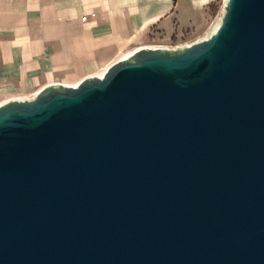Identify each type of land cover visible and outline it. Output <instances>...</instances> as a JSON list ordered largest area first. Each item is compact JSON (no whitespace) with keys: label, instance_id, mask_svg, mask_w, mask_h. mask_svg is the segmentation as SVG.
Here are the masks:
<instances>
[{"label":"water","instance_id":"water-1","mask_svg":"<svg viewBox=\"0 0 264 264\" xmlns=\"http://www.w3.org/2000/svg\"><path fill=\"white\" fill-rule=\"evenodd\" d=\"M0 264H264V0L1 104Z\"/></svg>","mask_w":264,"mask_h":264},{"label":"crops","instance_id":"crops-1","mask_svg":"<svg viewBox=\"0 0 264 264\" xmlns=\"http://www.w3.org/2000/svg\"><path fill=\"white\" fill-rule=\"evenodd\" d=\"M214 2L0 0V104L78 83L140 47L174 48L173 35L203 24Z\"/></svg>","mask_w":264,"mask_h":264},{"label":"rangeland","instance_id":"rangeland-1","mask_svg":"<svg viewBox=\"0 0 264 264\" xmlns=\"http://www.w3.org/2000/svg\"><path fill=\"white\" fill-rule=\"evenodd\" d=\"M225 0H215L209 11H206V17L203 24L196 26L192 25L182 31H178L170 40V44L177 47L188 45L193 42L205 39L212 31L214 23L220 17L222 6ZM202 11V9L200 8ZM75 82L72 83L75 84Z\"/></svg>","mask_w":264,"mask_h":264},{"label":"bare ground","instance_id":"bare-ground-1","mask_svg":"<svg viewBox=\"0 0 264 264\" xmlns=\"http://www.w3.org/2000/svg\"><path fill=\"white\" fill-rule=\"evenodd\" d=\"M218 22H219V18H218L217 21L214 23L213 30L216 28ZM131 52H132V51L123 54V55L120 56L117 60H119V59H121V58H124V57L128 56ZM117 60H115V61H117ZM115 61H114V62H115ZM114 62H112V63H114ZM112 63H111V64H112ZM111 64H109V65L107 66V68H108ZM107 68H106V69H107ZM106 69H105L103 72H101L100 74H94V75H91V76H102L103 73L106 71ZM87 77H88V76H87ZM85 78H86V77H85ZM79 82H80V81H79ZM76 84H78V83H76ZM76 84H74V85H72V86H75ZM4 103H5V102H4ZM1 104H3V103H1ZM1 104H0V105H1Z\"/></svg>","mask_w":264,"mask_h":264},{"label":"built area","instance_id":"built-area-1","mask_svg":"<svg viewBox=\"0 0 264 264\" xmlns=\"http://www.w3.org/2000/svg\"><path fill=\"white\" fill-rule=\"evenodd\" d=\"M83 20H84V18H83Z\"/></svg>","mask_w":264,"mask_h":264}]
</instances>
